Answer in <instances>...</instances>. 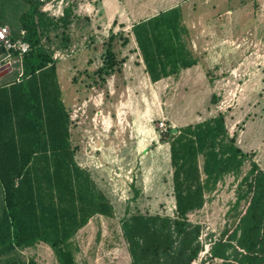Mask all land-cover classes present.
Wrapping results in <instances>:
<instances>
[{
    "label": "rangeland",
    "instance_id": "1",
    "mask_svg": "<svg viewBox=\"0 0 264 264\" xmlns=\"http://www.w3.org/2000/svg\"><path fill=\"white\" fill-rule=\"evenodd\" d=\"M40 1L49 17H61L68 6L76 16L66 30L46 35L42 43L57 63L75 160L113 207L112 218L94 216L69 241L74 264H129L121 220L133 213L173 217L169 146L160 142L168 128L221 113L238 147L256 154L264 170V0ZM173 6L181 9L184 41L197 64L151 83L130 29ZM25 8L22 0H0V21L16 38ZM108 46L117 66L111 75H99ZM248 169L236 180L226 176L203 208L189 216L202 226L204 250L197 263L223 264L206 258L210 235L216 239L230 223L228 213ZM21 256L58 264L44 243Z\"/></svg>",
    "mask_w": 264,
    "mask_h": 264
},
{
    "label": "trees",
    "instance_id": "2",
    "mask_svg": "<svg viewBox=\"0 0 264 264\" xmlns=\"http://www.w3.org/2000/svg\"><path fill=\"white\" fill-rule=\"evenodd\" d=\"M22 1L19 32L24 30L29 44L23 75L0 85V264H37L18 251L38 243L53 251L58 264H74L69 241L94 216L113 217L110 202L74 159L56 61L42 43L76 16L68 6L52 18L40 10V0ZM130 31L151 83L197 64L184 41L179 7L135 23ZM105 52L99 75H110L117 65L111 46ZM160 142L169 146L174 215L133 213L121 220L129 264H203L196 262L204 250L202 226L189 216L203 208L226 176L238 179L246 165L230 223L216 239L210 235L206 258L264 264V170L238 147L236 135H229L224 115L168 128Z\"/></svg>",
    "mask_w": 264,
    "mask_h": 264
},
{
    "label": "built area",
    "instance_id": "3",
    "mask_svg": "<svg viewBox=\"0 0 264 264\" xmlns=\"http://www.w3.org/2000/svg\"><path fill=\"white\" fill-rule=\"evenodd\" d=\"M25 32L21 30L16 39L10 37L7 27H0V71L16 73L18 82L22 75V57L29 50V44L24 40Z\"/></svg>",
    "mask_w": 264,
    "mask_h": 264
},
{
    "label": "crops",
    "instance_id": "4",
    "mask_svg": "<svg viewBox=\"0 0 264 264\" xmlns=\"http://www.w3.org/2000/svg\"><path fill=\"white\" fill-rule=\"evenodd\" d=\"M173 7H178V6H173ZM173 7H170V8H173ZM170 8H168V9H170ZM168 9H166V10H168ZM165 11V10H164ZM148 19V18H147ZM143 20H146V19H143ZM142 21V20H141ZM138 22H140V21H138ZM138 22H136V23H138ZM0 27H7L8 29H9V32H10V37L12 38L13 37V33L11 32V28L4 22V21H0ZM0 53H1V50H0ZM141 61H142V59H141ZM143 63V62H142ZM57 64V63H56ZM117 66V65H116ZM116 66H115V68H116ZM114 68V69H115ZM192 68V67H191ZM190 69V68H189ZM11 73H13V72H9V71H4L3 73L1 72L0 73V85H3V84H6V82L5 83H3V80H5V78L7 77V76H9V75H11ZM113 73V72H112ZM111 73V74H112ZM110 74V75H111ZM16 77V76H15ZM57 77H58V74H57ZM148 77V76H147ZM148 80H149V78H148ZM59 84V83H58ZM60 87V86H59ZM60 91H61V89H60ZM61 98H62V91H61ZM62 102H63V98H62ZM63 104H64V102H63ZM65 106V105H64ZM66 108V107H65ZM67 110V109H66ZM253 153H255V152H253ZM256 155V154H255ZM254 155V157H256ZM254 157H253V160H254ZM74 159H75V157H74ZM76 161V160H75ZM255 161V160H254ZM256 162V161H255ZM77 163V162H76ZM257 163V162H256ZM78 164V163H77ZM258 164V163H257ZM79 165V164H78ZM259 165V164H258ZM260 166V165H259ZM262 169V168H261ZM88 172V171H87ZM89 174V173H88ZM90 175V174H89ZM90 178H91V176H90ZM92 179V178H91ZM92 181H93V179H92ZM94 182V181H93ZM94 184H95V182H94ZM96 186V185H95ZM97 187V186H96ZM98 189V188H97ZM99 190V189H98ZM107 199V198H106ZM34 247V246H33ZM30 248H32V247H30ZM30 248H26V249H30ZM21 251H23V250H21ZM21 251L19 250L18 251V253H19V255H20V257L22 258V256H21ZM27 261V260H26Z\"/></svg>",
    "mask_w": 264,
    "mask_h": 264
}]
</instances>
